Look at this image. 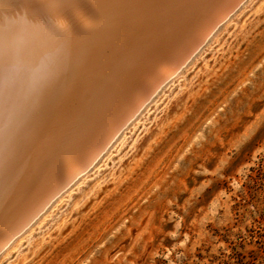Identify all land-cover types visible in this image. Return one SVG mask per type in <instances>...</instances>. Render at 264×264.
<instances>
[{"label": "rangeland", "instance_id": "1", "mask_svg": "<svg viewBox=\"0 0 264 264\" xmlns=\"http://www.w3.org/2000/svg\"><path fill=\"white\" fill-rule=\"evenodd\" d=\"M0 264H264V0H244Z\"/></svg>", "mask_w": 264, "mask_h": 264}, {"label": "bare ground", "instance_id": "2", "mask_svg": "<svg viewBox=\"0 0 264 264\" xmlns=\"http://www.w3.org/2000/svg\"><path fill=\"white\" fill-rule=\"evenodd\" d=\"M244 0H0V251Z\"/></svg>", "mask_w": 264, "mask_h": 264}, {"label": "snow or ice", "instance_id": "3", "mask_svg": "<svg viewBox=\"0 0 264 264\" xmlns=\"http://www.w3.org/2000/svg\"><path fill=\"white\" fill-rule=\"evenodd\" d=\"M50 7H56V5L45 2V0H40L39 6L35 9L37 14L47 10Z\"/></svg>", "mask_w": 264, "mask_h": 264}]
</instances>
